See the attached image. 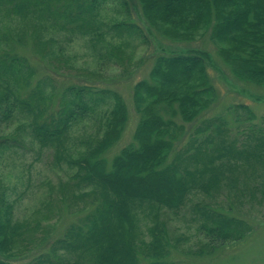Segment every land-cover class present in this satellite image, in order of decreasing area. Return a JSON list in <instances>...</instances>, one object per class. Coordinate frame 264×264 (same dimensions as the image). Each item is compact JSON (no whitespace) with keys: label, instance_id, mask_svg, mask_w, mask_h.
I'll return each instance as SVG.
<instances>
[{"label":"trees","instance_id":"trees-1","mask_svg":"<svg viewBox=\"0 0 264 264\" xmlns=\"http://www.w3.org/2000/svg\"><path fill=\"white\" fill-rule=\"evenodd\" d=\"M109 1L0 0V119L9 121L18 111L31 116L36 141L75 170L71 178L75 188H93L78 198L88 204L79 222L55 239L27 234L30 226L14 221L12 205L1 195L0 264H180L172 259L177 246L159 212L179 215L195 192L204 197L194 204L193 214L206 240L189 255L212 257L230 244L244 242L253 231L235 210L247 196L264 204L263 131L253 123L255 115L246 104L233 108L248 116L237 119L246 125L241 130L246 141L240 145L239 139L230 140L226 120L206 116L217 101L208 52L155 58L149 78L134 86L139 121L133 142L109 160L108 152L122 139L130 119L124 98L75 83L54 100L61 75L37 62L48 59L52 40L37 34L36 27L15 31L3 25L11 20L37 21L42 29L99 38L101 12ZM114 1L128 15L130 5L139 7L149 27L171 42L190 43L208 33L235 79L264 88V0ZM112 29L118 35L136 33L145 39L135 24L122 22ZM24 49L34 57L24 55ZM40 70L44 74L33 85ZM104 95L114 103L102 137L68 161L63 152L70 129L95 112ZM10 145L5 140L0 148ZM241 168L251 170V175L228 176ZM62 193L68 196L66 188ZM145 205L154 216L150 241L141 237L137 216Z\"/></svg>","mask_w":264,"mask_h":264},{"label":"rangeland","instance_id":"rangeland-1","mask_svg":"<svg viewBox=\"0 0 264 264\" xmlns=\"http://www.w3.org/2000/svg\"><path fill=\"white\" fill-rule=\"evenodd\" d=\"M129 11L128 15L118 1H109L101 12L103 24L102 37L99 38L82 34L72 35L55 28L42 29L37 21L22 23L19 20H11L3 25L15 31L36 27L37 34L52 40L49 48L52 52L48 59L43 63L40 60L37 62L40 67L44 65L55 69L61 75L54 91V100L62 95L67 85L75 83L85 84L96 91L117 92L124 98L130 119L122 139L108 152L109 160L124 146L133 142L139 121V114L134 106V86L149 78L158 55L208 52L211 57L208 67L216 84L217 101L206 116L213 120H226L227 127L231 130L230 140L239 139L240 145L246 141L241 135V130L246 125L242 127L244 121L238 122L237 119L245 120L248 116L244 110L234 112L233 108L246 104L255 115L253 123L264 135V88L235 79L219 58L208 33H201L190 43H174L149 27L139 7L132 4ZM122 22L137 25L145 39L139 38L136 33L118 35L112 26ZM23 54L34 57L30 49L26 52L24 49ZM41 70L33 85L44 74ZM48 90H51L50 86ZM104 96L105 100L100 102L95 112L78 121L70 129L63 152V157L68 161L77 159L102 137L107 111L114 103L110 95ZM31 121V116L21 111L15 113L9 121L0 119V143L5 140L11 143L10 147L0 148V196L12 205L14 221L30 226L27 234L33 233L31 237L55 239L62 236L72 223L79 222L84 215L82 209L88 204L78 198L93 188H75L71 179L75 170L70 169L65 161L58 162L53 149L41 147L32 133ZM238 126L241 128L238 129ZM234 171L228 173V176L234 179H244L252 172L243 168ZM65 188L68 196L62 195ZM197 193L190 196L188 206L179 215L166 210L159 212L160 221L166 223L168 236L177 246V250H173L172 259L180 264H264V204L260 205L257 199L250 200L249 196L238 201L239 210H235L253 227L244 242L230 244L212 257L202 259L189 255L206 240L204 234L199 231L200 222L194 220L193 206L196 202L204 200L203 195H196ZM64 197L69 199L66 203L62 202ZM137 216L141 237L150 241L149 228L154 225L150 207L145 205L139 208Z\"/></svg>","mask_w":264,"mask_h":264}]
</instances>
